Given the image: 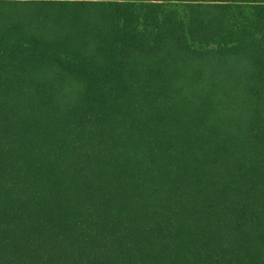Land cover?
Instances as JSON below:
<instances>
[{
    "label": "trees",
    "instance_id": "obj_1",
    "mask_svg": "<svg viewBox=\"0 0 264 264\" xmlns=\"http://www.w3.org/2000/svg\"><path fill=\"white\" fill-rule=\"evenodd\" d=\"M0 264H264V0H0Z\"/></svg>",
    "mask_w": 264,
    "mask_h": 264
}]
</instances>
